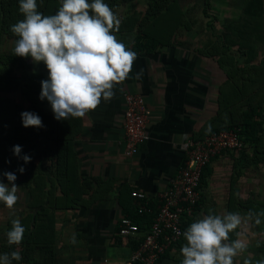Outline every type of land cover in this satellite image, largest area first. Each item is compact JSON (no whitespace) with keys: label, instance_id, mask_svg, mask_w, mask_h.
I'll return each instance as SVG.
<instances>
[{"label":"crops","instance_id":"crops-1","mask_svg":"<svg viewBox=\"0 0 264 264\" xmlns=\"http://www.w3.org/2000/svg\"><path fill=\"white\" fill-rule=\"evenodd\" d=\"M149 1L122 0L113 12L122 22L134 11H145ZM183 7L188 9L187 18L191 22L192 11ZM189 32L177 35L171 44L161 45L152 52H136L132 48L131 35L115 34L117 40L137 54L136 60L128 78L114 86L115 95L110 101L101 99L99 106L83 118L71 117L81 124V131L74 141L78 183L71 187L68 195L63 194L61 188L53 187L50 196L59 199L60 206L55 210L52 250L45 246L33 247L25 234L20 245H9L7 232L12 226L9 219L0 224V255L18 250L22 259L13 264H126L139 240L119 234L120 220L130 217L129 211L137 206L132 191H146L158 211L160 193L167 189L169 179L184 162L187 140L202 135L204 126L213 120L219 109V86L226 81V74L212 58L199 52L203 39L213 36ZM0 66L10 71V66ZM28 70L33 75L42 73L44 79L48 78L46 66L42 62H33L30 57ZM11 76L10 73L0 85V102L14 99L24 103L21 86L24 76H14V87L8 85L12 82ZM126 92L141 93L151 110L150 137L134 156L125 153ZM40 104L46 112L52 113L47 100H40ZM242 149L225 151L206 167L200 189V211L195 215V221L205 215H227L232 195L262 198L257 188L261 186L263 165L258 168L250 165L240 171L235 168ZM14 164L18 192L22 198L24 195L28 198L26 208L16 207L14 219L19 218L26 231L31 233L35 230L36 213L44 208L29 206L32 198L18 171L20 165ZM4 169H0L2 174L13 170L4 172ZM43 171L48 178L51 176L47 161ZM34 181L33 177L31 185ZM3 182L8 183L6 177ZM27 215L32 217L31 223H24ZM240 215L247 217L248 211L244 210ZM140 231V237H143L145 230ZM73 236L75 243H72ZM181 248L177 246L171 254L180 252ZM157 264L181 263L165 258Z\"/></svg>","mask_w":264,"mask_h":264},{"label":"trees","instance_id":"trees-1","mask_svg":"<svg viewBox=\"0 0 264 264\" xmlns=\"http://www.w3.org/2000/svg\"><path fill=\"white\" fill-rule=\"evenodd\" d=\"M120 1L122 0H104L112 11ZM211 1H204L203 12L209 19L206 28L213 32L218 18L208 12ZM61 4L62 0H37L38 11L43 15L55 14ZM187 14L182 0H150L145 11H134L125 17L119 31H114L113 34L131 35L132 48L136 52H152L161 45L171 44L177 35L183 34L182 30L192 29ZM23 18L19 12V0H0V64L16 66L23 74L25 71L21 85L24 103L14 99L0 102V169L15 162L25 169L22 177L32 198L29 206L44 209L36 213L35 230L31 233L25 231L24 234L28 236L27 242L33 244V247L45 246L52 250L55 242V210L60 206V201L50 195L54 186L61 188L63 194L68 195L71 187L78 183L74 141L81 131V124H77L71 117L58 121L54 118L53 112L48 113L43 109L39 96L41 81L45 80L44 74L33 75L28 70L29 57L13 55L18 37L12 33L11 26ZM212 36L213 38L209 37L203 41L199 52L218 64L226 74V81L219 86V109L215 117L204 126L202 135L194 138H203L223 129L239 128L245 146L240 156L236 158V170L240 171L250 165L257 168L264 166V0H244L240 15L225 23L220 34ZM9 74L6 67L0 66V85ZM25 111L38 114L44 127H23L21 113ZM16 145L22 148L21 156L31 157L29 163L13 154L12 149ZM45 161L51 171L49 178L43 171ZM206 167L203 170L201 184L205 178ZM33 177L35 181L31 185L30 180ZM4 180L5 177L0 172V181ZM151 206L152 212L139 213L138 206L129 211L128 216L142 231H147L151 227L157 215L156 204ZM199 206L200 201L195 208V215L200 211ZM244 210L254 214L248 220L255 225L257 232H261L264 228V216L258 214L264 211V196L254 198L250 195L242 198L239 195H232L228 213L241 214ZM195 215L185 222V228L195 221ZM31 218L27 215L24 223H31ZM257 218L261 221L259 225L255 223ZM241 230L242 224L229 233V239L225 242L230 244L239 239ZM138 239L135 248L143 237ZM185 243L183 238L178 247ZM171 252L173 251L168 250L157 263L165 258L181 263L183 259L181 252L175 251L172 254ZM249 260L251 264L264 260V245L257 246Z\"/></svg>","mask_w":264,"mask_h":264},{"label":"clouds","instance_id":"clouds-1","mask_svg":"<svg viewBox=\"0 0 264 264\" xmlns=\"http://www.w3.org/2000/svg\"><path fill=\"white\" fill-rule=\"evenodd\" d=\"M19 12L24 18L11 26L18 37L13 55L30 57L46 66L48 78L41 81L39 99L49 102L56 120L83 118L99 106L101 99L110 101L114 97V86L128 78L137 54L113 34L119 31L121 20L104 0H62L53 15L39 12L37 0H19ZM21 119L25 128L44 127L36 113L22 112ZM12 151L25 163L31 161L29 155L21 156V146H14ZM18 171L23 174L25 169L20 167ZM3 176L8 183L0 181V202L14 210L19 199L17 176L12 172ZM252 215H205L190 223L183 233L186 243L180 249L181 264H233V258L245 251L247 244L241 239L230 244L224 241ZM258 215L264 216V211ZM255 223L259 225L260 219ZM11 225L7 241L18 246L26 229L19 218L13 219ZM75 242L73 236L72 243ZM21 259L20 252L14 250L0 255V264ZM244 264L251 261L246 259ZM257 264H264V260Z\"/></svg>","mask_w":264,"mask_h":264},{"label":"built area","instance_id":"built-area-1","mask_svg":"<svg viewBox=\"0 0 264 264\" xmlns=\"http://www.w3.org/2000/svg\"><path fill=\"white\" fill-rule=\"evenodd\" d=\"M125 99V153L134 156L140 145L149 139L148 124L151 110L141 93L126 92ZM245 143L239 128L223 129L203 138H189L186 156L180 169L169 179L167 189L158 197L157 215L143 240L135 248L126 264H157L168 250L177 248L187 230L185 222L195 215L200 201V185L204 168L225 151L242 149ZM138 212L152 211V197L144 190H133ZM140 228L130 217L120 220L119 234L133 239L140 237Z\"/></svg>","mask_w":264,"mask_h":264},{"label":"rangeland","instance_id":"rangeland-1","mask_svg":"<svg viewBox=\"0 0 264 264\" xmlns=\"http://www.w3.org/2000/svg\"><path fill=\"white\" fill-rule=\"evenodd\" d=\"M204 1L205 0H182V3L186 8H189V10L192 11L190 13V17L192 19V29L189 30L191 35H217L220 34V32L223 31V26L225 23L237 18L241 11H242V6H243V1L244 0H212L211 1V7L209 8L208 12L210 14L215 15L218 19L215 21V29L213 32L210 29L206 28V22L209 20L206 16L205 13L203 12L204 8ZM185 11L188 12V9H185ZM183 34L186 33L187 31L182 30ZM206 39V37H205ZM203 39V40H205ZM241 61H243V58H241ZM12 76L11 78V83H8V85L12 84V87H14V79H16L14 76L18 75H24L23 71L21 72L18 67L12 66L10 67L9 71ZM24 79V77H23ZM14 85V86H13ZM11 86V85H10ZM9 96V95H8ZM13 97V95H10ZM9 96V97H10ZM11 97V98H12ZM7 100V98H4ZM9 100V98H8ZM13 100V99H11ZM5 101V100H2ZM15 164L13 163L12 166L6 167L3 171H7L8 169H13L12 173L15 175L17 174V171L14 170ZM260 180H261V186L257 188V192L261 193V196H264V166L262 173H260ZM18 189H19V185ZM252 188V187H248ZM29 193V192H28ZM19 194V192H17ZM30 196V195H29ZM19 199L17 204L14 206V210H9L3 202H0V224L6 223L9 219L13 220L15 218V209L16 207L18 209L20 208H26L27 204V195L20 196L19 194ZM7 220V221H6ZM243 240L247 244V248L245 251L238 253L236 257L233 258V264H244V261L246 259H250L252 255L254 254V249L259 246V245H264V228L262 229L261 232L256 231V227L254 224L251 223V221L246 220L242 226L241 230V237L239 238ZM224 243H227L224 241Z\"/></svg>","mask_w":264,"mask_h":264}]
</instances>
